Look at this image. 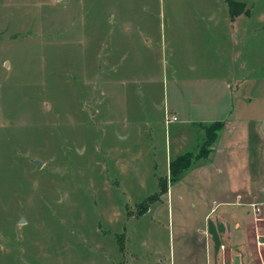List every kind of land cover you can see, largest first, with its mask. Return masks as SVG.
Segmentation results:
<instances>
[{"label":"rangeland","instance_id":"1","mask_svg":"<svg viewBox=\"0 0 264 264\" xmlns=\"http://www.w3.org/2000/svg\"><path fill=\"white\" fill-rule=\"evenodd\" d=\"M228 1L0 0V264H108L130 229L168 244L163 181L192 187L213 143L169 181L175 144L198 136L164 114L264 107V0H232L233 26ZM227 68L252 80L231 94ZM206 75L193 110L179 82Z\"/></svg>","mask_w":264,"mask_h":264},{"label":"crops","instance_id":"2","mask_svg":"<svg viewBox=\"0 0 264 264\" xmlns=\"http://www.w3.org/2000/svg\"><path fill=\"white\" fill-rule=\"evenodd\" d=\"M236 17L240 18V14L233 19L229 17L231 26L238 20ZM205 66L210 68L215 64L211 66L206 63ZM211 69L207 75L213 74ZM224 71L228 75L231 94L234 82L247 83L252 80L245 75L238 78L231 68ZM207 75L196 76L181 83L178 81L181 86L183 83L194 85L192 89L184 87L181 90L182 96L187 98L189 107L193 110L199 111V108L205 106L199 103L200 89L197 86L212 83L211 77ZM247 103L248 107L245 106V109L239 103V109H234L233 104V109L230 110L186 114L173 110L170 113L175 117L179 115L183 125L195 129L198 143L192 150L184 151L187 139L184 141L183 137L182 145L175 144L173 154L168 159L186 152L194 153L200 147L205 126L216 121L222 122L223 126L217 131L218 136L211 147L213 151L202 164L203 170L186 176L194 181L192 187L183 184L167 194V191L161 193L162 197L169 199V205L163 204L151 213L153 216L159 212H171V217L176 214V221L167 225L171 230L168 244L156 239V233H151V239L143 238L137 243L136 239H132L135 231L130 229L127 231L129 237L125 247L122 251L115 248L117 256L108 264H264V257L260 252L261 246H264V234L260 233L259 227L264 222V185H258L251 164L256 160L264 163V107L257 110L249 108L250 101ZM190 113L199 117L223 114V117L191 121L187 119ZM255 144L261 145L262 152H258L261 154L256 153L252 147ZM256 156L261 159H256ZM261 178L264 180V173ZM158 182L160 184L159 179ZM251 203L259 206V218L253 217L249 208ZM121 254L123 258L120 257Z\"/></svg>","mask_w":264,"mask_h":264},{"label":"trees","instance_id":"3","mask_svg":"<svg viewBox=\"0 0 264 264\" xmlns=\"http://www.w3.org/2000/svg\"><path fill=\"white\" fill-rule=\"evenodd\" d=\"M243 6V4L237 3L235 1H228L227 3V11L229 12V17L233 19L235 16L242 13V10H236L235 7ZM245 12V11H243ZM222 124L220 122H215L212 124H209L204 127V137L201 141L199 150H202V155L205 156L207 154V148L210 146L214 140L216 139V132L221 128ZM205 153V155H203ZM198 154H195L192 157V152H186L174 159H172L168 166H169V181H171L181 170H185L187 165L189 164L190 160L194 157H201ZM192 157V158H191ZM164 184L160 188V192L166 191V182L163 181ZM153 196V195H152ZM152 197H148L147 199H151Z\"/></svg>","mask_w":264,"mask_h":264},{"label":"built area","instance_id":"4","mask_svg":"<svg viewBox=\"0 0 264 264\" xmlns=\"http://www.w3.org/2000/svg\"><path fill=\"white\" fill-rule=\"evenodd\" d=\"M176 119V117L174 116V115H170V116H168V114H166L165 115V118H164V120L166 121V122H169L170 120H175Z\"/></svg>","mask_w":264,"mask_h":264},{"label":"water","instance_id":"5","mask_svg":"<svg viewBox=\"0 0 264 264\" xmlns=\"http://www.w3.org/2000/svg\"><path fill=\"white\" fill-rule=\"evenodd\" d=\"M33 162L35 163L36 167H39L41 165L40 160L35 159V160H33ZM22 221H23V219H20V222H22Z\"/></svg>","mask_w":264,"mask_h":264}]
</instances>
